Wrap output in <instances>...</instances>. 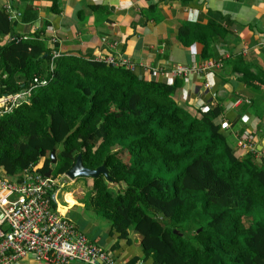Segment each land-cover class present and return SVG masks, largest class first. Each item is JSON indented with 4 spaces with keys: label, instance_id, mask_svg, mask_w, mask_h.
Returning <instances> with one entry per match:
<instances>
[{
    "label": "trees",
    "instance_id": "16d2710c",
    "mask_svg": "<svg viewBox=\"0 0 264 264\" xmlns=\"http://www.w3.org/2000/svg\"><path fill=\"white\" fill-rule=\"evenodd\" d=\"M48 1L57 12L59 0ZM17 12L0 6V94L30 91L0 115L5 175L40 157L38 172L65 173L79 154L85 168L103 164L107 173L86 177L84 208L114 237L130 241L135 232L152 264H264V165L255 149L236 153L221 108L193 114L174 100L175 80L60 53L41 29L19 33L36 14L30 6ZM195 27L207 47L214 28ZM236 69L251 93L264 95L263 71ZM34 78L43 83L33 86Z\"/></svg>",
    "mask_w": 264,
    "mask_h": 264
},
{
    "label": "crops",
    "instance_id": "0c3cea01",
    "mask_svg": "<svg viewBox=\"0 0 264 264\" xmlns=\"http://www.w3.org/2000/svg\"><path fill=\"white\" fill-rule=\"evenodd\" d=\"M8 3L17 11L30 6L36 14L19 26L21 34L41 29L60 53L110 56L144 79L168 85L175 80L174 100L193 114L199 115L202 105L218 106V122L236 153L255 149L264 165V95L251 93L236 69L246 65L264 72V49L258 44L264 38V0H59L57 12L49 10L48 0H0V6ZM195 26L214 28L207 47L195 39ZM207 61L220 65L195 73ZM178 67L191 71L174 75ZM247 140L250 145L242 147ZM63 193L67 203L60 212L90 242L109 251L118 264H152L135 232H128L130 241L110 235L107 222L84 208L85 194L74 199L72 191ZM12 264L49 263L28 255Z\"/></svg>",
    "mask_w": 264,
    "mask_h": 264
},
{
    "label": "built area",
    "instance_id": "2783aa9c",
    "mask_svg": "<svg viewBox=\"0 0 264 264\" xmlns=\"http://www.w3.org/2000/svg\"><path fill=\"white\" fill-rule=\"evenodd\" d=\"M5 7L12 17L19 16L10 3ZM258 44L264 49V38ZM96 59L114 66L123 63L110 56ZM219 65V62L207 61L195 73ZM189 71L191 68L178 67L174 75L186 76ZM33 82V86L43 83L35 78ZM29 91L30 88L25 87L17 92L0 94V115L9 112L20 101L26 102ZM248 141L243 142L242 147L249 146ZM41 163L40 157L37 163L28 164L15 176L5 175L0 168V264H12L28 255L49 264H69L71 261L118 264L109 251L90 242L60 212L62 205L58 203V194L66 184L65 179L72 180L65 173L45 176L36 168ZM62 199L65 201L64 193Z\"/></svg>",
    "mask_w": 264,
    "mask_h": 264
},
{
    "label": "water",
    "instance_id": "95a60500",
    "mask_svg": "<svg viewBox=\"0 0 264 264\" xmlns=\"http://www.w3.org/2000/svg\"><path fill=\"white\" fill-rule=\"evenodd\" d=\"M49 158H50V163L53 164L55 162L54 148L50 150ZM49 173H50V169L47 170L44 174L45 176H48ZM99 173L103 174V176L107 179L106 169L103 164H101L95 169L85 168L81 163L80 155L77 154L73 165L65 172V175L70 179H74L77 177H95ZM69 264H85V263L79 261H71Z\"/></svg>",
    "mask_w": 264,
    "mask_h": 264
},
{
    "label": "rangeland",
    "instance_id": "374dc122",
    "mask_svg": "<svg viewBox=\"0 0 264 264\" xmlns=\"http://www.w3.org/2000/svg\"><path fill=\"white\" fill-rule=\"evenodd\" d=\"M86 181V177H77L72 182L65 179L66 184L61 188V193L58 194V203L60 205H65L67 202L63 201L62 193L63 191H72V197L76 199V196H83L85 194L87 188H85L84 183ZM78 194V195H77ZM82 194V195H81Z\"/></svg>",
    "mask_w": 264,
    "mask_h": 264
},
{
    "label": "clouds",
    "instance_id": "9594fccd",
    "mask_svg": "<svg viewBox=\"0 0 264 264\" xmlns=\"http://www.w3.org/2000/svg\"><path fill=\"white\" fill-rule=\"evenodd\" d=\"M70 179V178H69ZM71 180H73V179H71Z\"/></svg>",
    "mask_w": 264,
    "mask_h": 264
}]
</instances>
